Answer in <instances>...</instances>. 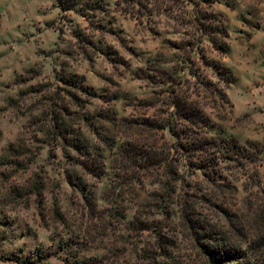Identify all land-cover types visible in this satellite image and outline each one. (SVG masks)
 Segmentation results:
<instances>
[{"label": "rangeland", "instance_id": "374dc122", "mask_svg": "<svg viewBox=\"0 0 264 264\" xmlns=\"http://www.w3.org/2000/svg\"><path fill=\"white\" fill-rule=\"evenodd\" d=\"M105 2L108 12L90 26L55 0H0V264H145V250L164 253V263L173 245L185 258L192 253L188 233L175 234L181 198L126 155L133 142L156 150L166 168L178 158V194L187 192L190 203L194 188H215L191 168V153L175 151L178 139L166 125L174 122L176 96L212 120L209 137L256 144L247 146L250 159L220 162L236 191L219 188L218 202L244 211L247 203L264 204L263 1L193 0L180 20L136 18L117 10L116 0ZM199 10L223 14L229 37L203 33L211 23L192 21ZM216 63L232 71L233 84ZM76 75L95 95L73 87ZM58 113L76 122L72 137L85 140L91 157L43 131ZM98 150L105 163L99 176L89 165ZM206 210L215 223L223 220Z\"/></svg>", "mask_w": 264, "mask_h": 264}, {"label": "trees", "instance_id": "16d2710c", "mask_svg": "<svg viewBox=\"0 0 264 264\" xmlns=\"http://www.w3.org/2000/svg\"><path fill=\"white\" fill-rule=\"evenodd\" d=\"M193 0H116V9L126 12L136 18L152 19L164 15L171 19H186L190 16L189 10L185 9L187 3ZM55 5L64 13L75 12L89 21V25H94L99 14H106L108 8L105 0H55ZM193 22L205 21L210 26H204L201 30L205 34L212 35L216 33L222 39L229 37L226 27V19L223 14H215L199 10L194 14ZM190 20L187 23H192ZM198 23V22H197ZM202 25H205L202 22ZM62 33V30H60ZM79 40L82 39L77 33ZM227 44L224 42L221 46L226 50ZM215 66L219 69L220 78H224L228 85L233 84L234 75L232 71L222 63H216ZM74 88L86 93L87 95H95L88 92V86L83 81H79V77L74 76ZM75 105L84 108L82 100L74 96ZM175 113L174 122H168L166 128L178 139L175 147L176 152L181 154L184 152L191 153L194 160L190 166L196 171L204 172V175L211 182L213 189H205L204 187L194 188L195 199L191 203L185 199L187 192L178 194V183H184V176L180 173V163L178 158H172L168 162V168L164 165L165 159L156 152V150H145L137 146L135 143L127 144L131 146V151L126 154L131 160V156H136V161L141 162L143 169H147L153 177H158L161 190L168 189L169 196H177L181 198L178 202L180 213L181 230H175V234L188 233V237L192 242V253L187 254L186 258L181 255L177 247L173 245L171 252H165V262L161 263V255L145 250L146 255L143 258L145 264H264V204L250 202L246 205V211L235 208L224 199L221 203V196L217 192L219 188H225L230 193L235 195V186H233V174H224L220 162L237 161L238 159H250L247 154V146H255L250 142L247 146L240 145L235 138L217 139L207 135V129L213 127L212 120L200 108L197 103L188 102L180 96H176L174 102ZM66 115H72L70 106L64 109ZM172 114V115H173ZM64 114L58 113L51 117V120L46 124L43 131L52 135L53 140L60 143L61 141L69 146L77 154L91 157L89 145L82 137H72L73 126L76 122H66ZM177 118V119H175ZM90 118L88 117V120ZM155 122H163L160 117L154 120ZM91 127L96 129L95 122H90ZM184 135V141H180V137ZM68 157H72L68 155ZM91 162L90 171L93 175H103L105 173V163L103 161V152L95 153L94 157L89 159ZM167 160V159H166ZM135 161V160H134ZM155 168L159 169L156 172ZM165 168V171H161ZM152 171V172H151ZM92 173V172H90ZM164 177L167 180H164ZM69 182L72 183V178L69 176ZM78 187V186H77ZM210 190V191H209ZM205 191V192H204ZM209 191V192H208ZM163 194H160V198ZM212 210L216 216L220 215L222 219L217 218V223L214 219L209 218L203 211ZM118 213V211H117ZM168 215H171L168 213ZM139 219V220H138ZM137 221L141 225L142 231H147L150 226L145 224L141 217L137 216ZM178 228V227H177ZM183 229V230H182ZM67 264H105L102 260L84 259L75 261L68 259Z\"/></svg>", "mask_w": 264, "mask_h": 264}, {"label": "crops", "instance_id": "0c3cea01", "mask_svg": "<svg viewBox=\"0 0 264 264\" xmlns=\"http://www.w3.org/2000/svg\"><path fill=\"white\" fill-rule=\"evenodd\" d=\"M262 1H263V5H264V0H262ZM260 29L264 30V24H263V26Z\"/></svg>", "mask_w": 264, "mask_h": 264}]
</instances>
